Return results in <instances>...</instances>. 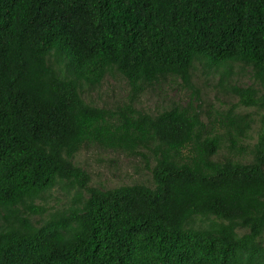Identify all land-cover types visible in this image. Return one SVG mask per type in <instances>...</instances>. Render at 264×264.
<instances>
[{"label":"trees","instance_id":"16d2710c","mask_svg":"<svg viewBox=\"0 0 264 264\" xmlns=\"http://www.w3.org/2000/svg\"><path fill=\"white\" fill-rule=\"evenodd\" d=\"M196 63L249 68L231 89L257 115L218 131L190 105L132 107ZM111 73L132 92L118 113L82 98ZM93 144L152 185L90 187L73 161ZM57 188L70 209L35 206ZM0 264H264V0H0Z\"/></svg>","mask_w":264,"mask_h":264},{"label":"rangeland","instance_id":"374dc122","mask_svg":"<svg viewBox=\"0 0 264 264\" xmlns=\"http://www.w3.org/2000/svg\"><path fill=\"white\" fill-rule=\"evenodd\" d=\"M249 68L231 64L215 70H208L204 64L196 63L192 70L190 85L180 79L167 77L143 90L132 102V107L149 115H156L172 107L192 106L200 113L201 121L209 127L210 122L220 131V119L226 113L257 115V110L247 109L238 105V99L232 94L231 87L246 89L253 84ZM83 100L94 107L104 108L113 112L123 110L132 98L131 88L117 73L105 77L101 85L95 89L83 86ZM216 120V121H215ZM217 131V132H218ZM250 141L254 143L255 135ZM225 155L220 152L218 158ZM250 160V157L247 158ZM75 165L86 171L90 176L89 186L99 190H109L126 185H152L151 174L142 157L131 155L123 150H111L98 144L82 148L76 154ZM74 191L67 194L61 188L53 190L43 199L35 202V206L45 209L47 213L65 211L72 207ZM46 217V215L44 216ZM39 217L34 218L39 221ZM206 226L209 221L196 222Z\"/></svg>","mask_w":264,"mask_h":264}]
</instances>
